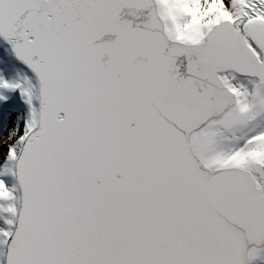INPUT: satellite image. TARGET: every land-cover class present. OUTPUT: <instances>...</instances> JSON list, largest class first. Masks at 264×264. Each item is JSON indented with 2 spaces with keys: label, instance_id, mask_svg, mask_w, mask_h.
<instances>
[{
  "label": "water",
  "instance_id": "1",
  "mask_svg": "<svg viewBox=\"0 0 264 264\" xmlns=\"http://www.w3.org/2000/svg\"><path fill=\"white\" fill-rule=\"evenodd\" d=\"M154 1L0 0V37L41 93L6 264H248L264 245V165H252L258 188L247 169L214 171L191 146L234 104L217 72L246 69L189 45L218 34L252 74L264 50L233 43L223 19L200 42H172Z\"/></svg>",
  "mask_w": 264,
  "mask_h": 264
},
{
  "label": "bare ground",
  "instance_id": "2",
  "mask_svg": "<svg viewBox=\"0 0 264 264\" xmlns=\"http://www.w3.org/2000/svg\"><path fill=\"white\" fill-rule=\"evenodd\" d=\"M157 10L164 22L165 34L169 40L200 42L220 20L234 23L237 0H155ZM257 27V26H256ZM242 38L257 58L264 50L260 31L247 27ZM2 41V40H1ZM2 57V56H1ZM5 59V58H4ZM6 79L15 84V77L27 74L23 99L30 103L24 114V133H29L37 124L36 115L39 96L37 79L33 73H26L22 66L14 64ZM223 84L235 93V104L226 114L214 117L192 134V150L208 167H237L247 169L262 188L263 178L252 166L257 160L264 165V80L256 81L236 70L217 72ZM5 77V75H4ZM3 77V78H4ZM5 79V78H4ZM34 83V84H33ZM224 119L233 121L229 131L221 130ZM21 141L11 149L18 154ZM10 169V168H9ZM11 171V169H10ZM19 193L12 173L0 176V258L3 259L6 240L14 227L18 210ZM249 264H258L264 258V246L256 244L248 250Z\"/></svg>",
  "mask_w": 264,
  "mask_h": 264
},
{
  "label": "rangeland",
  "instance_id": "3",
  "mask_svg": "<svg viewBox=\"0 0 264 264\" xmlns=\"http://www.w3.org/2000/svg\"><path fill=\"white\" fill-rule=\"evenodd\" d=\"M226 120L230 125L228 126H223L221 125V130L222 131H229L231 130V128H233V121L231 120H228V119H224ZM19 130L15 131L13 130L12 133L9 134V136L7 138H5L4 140L1 141V145H13L15 142L19 141L23 135H24V131L23 129L21 130V125H18L17 127ZM12 156L11 155H8L6 154V156L1 157L0 156V174H7L9 172L8 168L13 165V161H12ZM259 263V262H258ZM260 264V263H259Z\"/></svg>",
  "mask_w": 264,
  "mask_h": 264
}]
</instances>
